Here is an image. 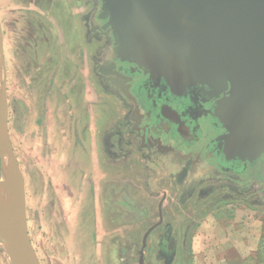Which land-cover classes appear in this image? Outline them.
<instances>
[{"label":"rangeland","instance_id":"obj_1","mask_svg":"<svg viewBox=\"0 0 264 264\" xmlns=\"http://www.w3.org/2000/svg\"><path fill=\"white\" fill-rule=\"evenodd\" d=\"M98 12L99 3L95 0H0V108L3 109L5 99L9 134L25 179L28 230L41 264H67V257L72 263V255H77V264H139L144 236L159 222V211L162 212L159 202L163 185L154 183L163 172L173 171L166 160L158 157L155 160L159 166L152 167L146 161V152L130 130L128 120L133 106L111 77L104 80L98 72L112 40L111 32L94 29V25L98 26ZM117 133L132 141L131 145H122L128 157L121 159V167L112 162L113 154L107 152L113 149ZM5 162L4 165L0 156V182L4 175L9 178L13 196L15 181L7 166L11 163L8 153ZM185 175L188 189L191 180L187 172ZM206 181L212 186H207L211 189L204 199L234 198L264 209V183L251 178L243 184L211 177ZM108 182L121 187V193L130 188L138 196L130 200L123 195L118 201L122 209L128 208L125 203H131L129 208L136 204L140 212L150 214L132 227L127 225L126 232L121 230L126 221L119 217L122 221L115 223L119 228L115 238L107 235L112 228L109 224L97 230ZM56 186L62 200L89 207L85 235L90 240L82 243L78 238L74 249L67 245L71 233L65 220L61 231H56L59 216L65 215ZM194 193L188 191L186 200L193 198ZM117 216L110 212L105 219ZM170 223L148 238L145 264L176 261L177 255L168 253L167 244H163L165 249L161 247L162 231ZM78 227L81 233V221ZM130 233L135 239L128 249L133 251L120 256L118 242H129ZM0 264H14L1 243Z\"/></svg>","mask_w":264,"mask_h":264},{"label":"water","instance_id":"obj_2","mask_svg":"<svg viewBox=\"0 0 264 264\" xmlns=\"http://www.w3.org/2000/svg\"><path fill=\"white\" fill-rule=\"evenodd\" d=\"M97 1V25L113 38L111 58L132 65L134 76L164 81L178 96L200 87L210 99L217 98L208 112L226 134L215 142L228 161L243 163L264 183V0ZM160 118L174 119L165 105ZM0 133V156L5 165L9 154L15 181L12 206L4 209L0 197V236L14 264H41L28 230L25 179L9 134L5 99ZM162 222L161 212V221L145 234L139 264H145L148 237Z\"/></svg>","mask_w":264,"mask_h":264},{"label":"crops","instance_id":"obj_3","mask_svg":"<svg viewBox=\"0 0 264 264\" xmlns=\"http://www.w3.org/2000/svg\"><path fill=\"white\" fill-rule=\"evenodd\" d=\"M117 147H115L117 150L115 151L122 152ZM166 162H169V157ZM172 169V172H163L162 177L155 183L163 185L160 189L162 197H160L159 206L162 205L163 221L171 222L168 225L172 230V239L169 245L164 239V244H167L168 253L177 255L173 264H264V209L243 204L241 200L234 198L231 201H220V198L216 199L215 196L204 199L206 193L211 189L207 186H212L206 180L194 190V197L186 200L187 190L181 186V168L172 167ZM196 172L200 173L203 178L207 175L201 170ZM193 175V173L190 174L188 179L193 180ZM111 182H108L105 188L106 204H104V210L98 212L97 230L99 227L105 229L109 224L112 228L109 227L107 235L109 238H115L119 231L115 223L122 221L119 217H123L126 221V226L121 228L126 232L127 225L132 227V224L139 219L144 221L145 218L150 217V214L140 212L136 204L133 209L129 208L131 203H125L128 208L122 209L118 201L122 199L123 195L130 200L138 198V196L132 194L130 188L127 192L121 193V187L117 188L112 185L114 181ZM130 182L134 183L133 180ZM58 189L59 187L56 186V194L59 196ZM94 194L96 195V192ZM59 198L65 208V215L62 217L59 216V213L56 214L60 219L56 223V231H61V222L65 220L71 233V241L67 245L74 249V247H78V238L81 237L82 243L90 240L85 235L86 213L89 216V207L87 206L85 209L83 204L80 207L74 206L68 200H62L61 196ZM110 212H114L118 216L109 220L105 219L106 214ZM103 214L104 220L102 221ZM140 214H143L141 218H139ZM79 221H81V233L78 229ZM175 223H177V228L174 227ZM158 227L151 234L158 231ZM163 234L164 231H162ZM133 235L129 234L132 237L129 242L125 241L124 244L122 241L118 242L120 256L133 251L128 249V244H131V240L135 239ZM162 249H165V246ZM72 257V263L69 257L65 258V263L77 264V255H72Z\"/></svg>","mask_w":264,"mask_h":264},{"label":"flooded vegetation","instance_id":"obj_4","mask_svg":"<svg viewBox=\"0 0 264 264\" xmlns=\"http://www.w3.org/2000/svg\"><path fill=\"white\" fill-rule=\"evenodd\" d=\"M94 29L104 33L110 32L103 30L101 26L94 25ZM112 48L113 38L106 49L107 53L102 58V63L98 66V72L104 76V80L106 76L111 77L112 82L120 87L133 106L128 120L131 123L130 130L136 133L141 149L146 152V161L152 164V167L159 166L155 160L156 157L160 160H166L169 157V166L181 168L183 189H187L186 172L189 176L193 173V180L190 181L187 193L188 191L193 193L210 177L241 184L250 178L256 180L255 173L250 174V168L245 169L243 163L228 161L222 146L215 142L220 136L226 134V130L218 119L208 112L218 100L217 98L210 99L211 96L200 87L189 89L187 93L178 96L164 81L158 84L152 80L149 81V76L142 74L134 76L132 65L119 60L114 61L111 58ZM88 60L86 57L85 61ZM162 105H165L166 111L175 120L169 122L160 118ZM166 105L173 107L175 112H171ZM119 134L121 133L116 134L119 140L116 139L117 141L112 144L113 149L109 148L107 152L110 155L113 154L112 162L121 167V159L128 157L123 153L122 145H131L132 141L127 136ZM115 147L122 152H116ZM198 170L207 174V178L201 177V174L196 172ZM159 219L160 222L161 212H159ZM165 223L163 221L158 228ZM171 232L170 226L167 225L164 234L161 235L163 239L161 247L165 242L164 239L169 245L172 239ZM166 250H168L167 246Z\"/></svg>","mask_w":264,"mask_h":264},{"label":"bare ground","instance_id":"obj_5","mask_svg":"<svg viewBox=\"0 0 264 264\" xmlns=\"http://www.w3.org/2000/svg\"><path fill=\"white\" fill-rule=\"evenodd\" d=\"M0 110H2V109L0 108ZM11 192L12 191H11L10 180H9V178L6 175H4L1 178V182H0V196L2 197L3 202H4V205H3L4 209L10 208L12 206V204H13V202H12L13 201V197L11 196L12 195ZM0 208H2V207L0 206ZM0 243L2 244V246L4 248H7V244H6L5 240L1 236H0Z\"/></svg>","mask_w":264,"mask_h":264}]
</instances>
